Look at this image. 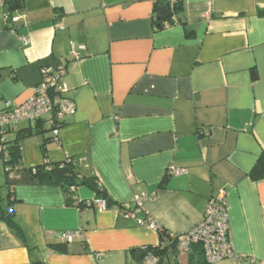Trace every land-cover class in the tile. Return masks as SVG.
Wrapping results in <instances>:
<instances>
[{
    "label": "crops",
    "instance_id": "crops-1",
    "mask_svg": "<svg viewBox=\"0 0 264 264\" xmlns=\"http://www.w3.org/2000/svg\"><path fill=\"white\" fill-rule=\"evenodd\" d=\"M11 1L0 10V98L22 104L44 68L64 66L76 112L58 138L24 122L3 136L7 149L20 138L21 159L0 211L28 242L0 219V264H139L133 249L158 245L160 230L187 234L221 191L243 257L205 264H264V177L252 176L264 155V0H182V21L164 28L156 0ZM6 13L26 17L7 26ZM45 139L48 162L75 159L113 204L79 186L85 205L68 206L61 186L34 178ZM192 251L169 247L167 264H187Z\"/></svg>",
    "mask_w": 264,
    "mask_h": 264
},
{
    "label": "built area",
    "instance_id": "built-area-1",
    "mask_svg": "<svg viewBox=\"0 0 264 264\" xmlns=\"http://www.w3.org/2000/svg\"><path fill=\"white\" fill-rule=\"evenodd\" d=\"M5 0H0V10ZM25 14L13 16L6 13L4 23H16ZM71 53L79 57L80 53L74 45ZM43 79L41 84L35 88L34 94L22 104H15L9 99L0 98V150L8 156L3 136L16 124L24 122L30 126L42 124L50 130L55 138H58L60 128L66 123L67 119L76 112V105L73 99L67 94L68 86L65 82L66 68L60 66L57 69L44 68L42 71ZM17 168L8 167L6 173L8 178H13ZM186 172L183 168L169 167L168 173L180 175ZM98 204L101 208H106L105 200L99 199ZM137 208L127 207L124 212L127 216L134 218L139 225L148 224L156 227L151 218H137ZM229 219L227 211L226 193L221 191L214 195L208 202L204 220L187 234L175 235L171 237L177 241V248L183 252H189L193 245L201 243L208 263H216L222 259L243 256L236 254L229 241ZM77 233L66 235L68 241H72ZM160 259L155 254H148L139 264H159Z\"/></svg>",
    "mask_w": 264,
    "mask_h": 264
},
{
    "label": "trees",
    "instance_id": "trees-1",
    "mask_svg": "<svg viewBox=\"0 0 264 264\" xmlns=\"http://www.w3.org/2000/svg\"><path fill=\"white\" fill-rule=\"evenodd\" d=\"M22 0L11 1V8H15L21 5ZM166 4H170L173 10L174 16L172 18H164L160 15L159 8ZM155 18L154 22L157 28H164L166 24L173 25L182 21V13L184 11L182 0H156L155 1ZM185 25V23H184ZM192 32L189 33L191 36ZM42 124L37 125L40 128ZM42 130V129H41ZM40 133L42 131H36ZM44 132V131H43ZM23 133H32L31 128L23 131ZM20 139V138H19ZM19 139L9 146L7 151L8 156H5V170L12 166L17 167L20 156V141ZM49 139H45L43 144V157L44 162L34 168L33 177L40 183L45 185H58L61 186L66 194V203L68 206L83 207L84 202L80 201L76 196V188L79 186H87L95 191L97 197L105 200L106 206L110 207L113 204L112 198L107 193L105 187L97 179L96 176H83L77 170V162L75 159H67L63 162L51 164L48 162L46 145L49 143ZM4 154V153H3ZM18 169V168H17ZM254 178L264 177V155L260 158L255 169L252 172ZM92 204V203H90ZM1 205V204H0ZM0 219H4L7 224L13 229L16 234L22 237L26 242L27 236L23 226L14 218L11 212L0 211ZM161 242L156 246H144L132 250L133 256L138 260V263L142 262L148 254H155L159 257V264H167V255L169 247L177 249V241L171 237V234L166 231L160 230ZM28 246L30 247L29 243ZM57 249H64L62 245H56ZM193 251L189 256L187 264H205L207 263L205 252L201 243L193 245ZM191 248V249H192ZM32 250V248H31Z\"/></svg>",
    "mask_w": 264,
    "mask_h": 264
},
{
    "label": "rangeland",
    "instance_id": "rangeland-1",
    "mask_svg": "<svg viewBox=\"0 0 264 264\" xmlns=\"http://www.w3.org/2000/svg\"><path fill=\"white\" fill-rule=\"evenodd\" d=\"M11 182L12 181L6 177L5 171H0V203L5 207L8 206V186Z\"/></svg>",
    "mask_w": 264,
    "mask_h": 264
},
{
    "label": "water",
    "instance_id": "water-1",
    "mask_svg": "<svg viewBox=\"0 0 264 264\" xmlns=\"http://www.w3.org/2000/svg\"><path fill=\"white\" fill-rule=\"evenodd\" d=\"M160 15L164 18H172L174 16L173 10L170 4H166L159 8Z\"/></svg>",
    "mask_w": 264,
    "mask_h": 264
}]
</instances>
